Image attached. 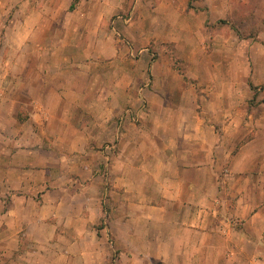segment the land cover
<instances>
[{"label":"crops","instance_id":"0c3cea01","mask_svg":"<svg viewBox=\"0 0 264 264\" xmlns=\"http://www.w3.org/2000/svg\"><path fill=\"white\" fill-rule=\"evenodd\" d=\"M230 9L229 0H0V85H9L0 88V150L8 162L28 163L47 150L34 129L49 126L51 104L99 98L94 118L117 141L110 173L118 201L103 230L114 236L118 264L264 258V226L255 227L261 211L264 225V196L256 204L247 168L222 171L241 154L232 150L238 76L218 66L239 59L237 36L219 22ZM151 58L150 88L135 85L137 99L116 108L113 98L134 96L130 81L145 80ZM27 97L40 100L27 105ZM36 159L33 169L10 167L0 183V264H108L113 242L91 229L100 204L88 200L81 217L71 186L49 187L46 160Z\"/></svg>","mask_w":264,"mask_h":264},{"label":"rangeland","instance_id":"374dc122","mask_svg":"<svg viewBox=\"0 0 264 264\" xmlns=\"http://www.w3.org/2000/svg\"><path fill=\"white\" fill-rule=\"evenodd\" d=\"M229 4L231 11L224 18H220L219 22L225 27V36L229 30H233V35L237 36L240 43L239 59H234L233 64L218 66L222 70L221 72L233 73L238 76V80L235 82L237 90L233 103L239 110L241 127L237 132V138L240 141L239 144H233L232 150L234 156L239 150L241 154L237 162L234 158L225 160L222 171L247 168L254 186L253 196L256 204H258L264 196V0H229ZM61 35L64 37L63 34ZM121 39H123V36H121ZM229 51L231 52V50ZM67 52L69 54L67 50L62 51V55L65 56ZM71 53L76 54L72 51ZM155 57L156 54L152 56V58ZM171 57L173 70L183 74L185 71L183 61L175 58L174 51H171ZM152 58L143 66L145 80L130 81V84L134 86L133 90H130L132 94L134 93V96L128 97V100L119 96L113 98L118 102L116 108L124 106L126 109L134 99H137L135 85L138 89L150 88L151 82L148 75L151 72ZM130 66L134 68L133 64H130ZM106 69L116 71L115 66H109ZM214 71L220 70L217 68ZM74 83L79 84L80 82L76 81ZM8 87L6 81L0 85L1 89H7ZM34 99L40 100L39 98L27 97L26 104L33 103ZM70 99L63 98L58 107L51 104L48 107L47 114L49 126L42 130L34 129V131L44 136L46 142L44 147L47 149L45 152L23 164V159L8 162L7 153L0 150V183L4 179L5 172L13 165L33 169V166H38L40 161L35 163L30 161L35 160L36 157V160H46L42 163H46L49 187L60 183L71 186L69 193L74 190L77 204L85 208L79 214L81 217L86 218L88 215V200H96L100 204L101 214L94 220L91 229L97 233L102 230L101 233L107 238V243L113 242L111 243L113 246L112 256L108 264H118L119 255L116 247L114 248V236L109 229L105 232L103 230L105 227L109 228L111 202L118 201V193H111L116 176L110 173V164L117 150V141L109 142L104 136L106 131L102 128L103 126L98 127L97 125L98 117L94 118V114L98 110L97 107L103 106V103L99 102V98H80L81 105L76 106L70 105L73 104L72 101H69ZM93 99L95 100L94 106L90 107L88 104ZM82 101L86 103H82ZM31 107L34 108L33 105ZM23 114L28 116L27 109H21L20 118H23ZM121 114L115 120L119 121ZM35 123L40 122L36 121ZM44 125L45 123H42V125L40 123V126ZM0 146L3 149L2 139H0ZM9 164L11 165L8 166ZM87 185L91 186L92 189L83 191L82 188ZM75 189H80L79 194L75 193ZM39 195L40 192L38 191L37 196L39 197ZM256 219L255 227L259 230L264 226L262 211ZM84 226V223H81L80 229ZM256 262V264H264L261 263L264 262L263 255H257Z\"/></svg>","mask_w":264,"mask_h":264}]
</instances>
